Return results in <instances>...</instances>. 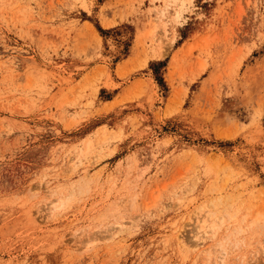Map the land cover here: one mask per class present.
I'll use <instances>...</instances> for the list:
<instances>
[{
	"label": "rangeland",
	"instance_id": "obj_1",
	"mask_svg": "<svg viewBox=\"0 0 264 264\" xmlns=\"http://www.w3.org/2000/svg\"><path fill=\"white\" fill-rule=\"evenodd\" d=\"M0 264H264V0H0Z\"/></svg>",
	"mask_w": 264,
	"mask_h": 264
},
{
	"label": "bare ground",
	"instance_id": "obj_2",
	"mask_svg": "<svg viewBox=\"0 0 264 264\" xmlns=\"http://www.w3.org/2000/svg\"><path fill=\"white\" fill-rule=\"evenodd\" d=\"M214 232V231H213ZM204 232L202 231V233L201 234H199L198 236H199V241H200V239H202L203 238V236L204 235H202ZM212 237V236H211ZM198 239V238H197ZM205 248H206V246H205ZM222 252V251H221ZM221 257H223V255H221Z\"/></svg>",
	"mask_w": 264,
	"mask_h": 264
}]
</instances>
